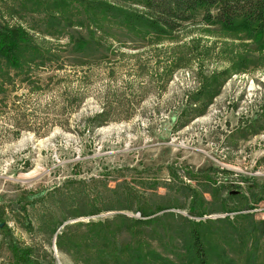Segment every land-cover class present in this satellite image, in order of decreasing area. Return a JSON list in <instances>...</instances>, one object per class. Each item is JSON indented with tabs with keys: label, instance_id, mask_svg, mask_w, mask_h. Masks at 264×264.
<instances>
[{
	"label": "rangeland",
	"instance_id": "1",
	"mask_svg": "<svg viewBox=\"0 0 264 264\" xmlns=\"http://www.w3.org/2000/svg\"><path fill=\"white\" fill-rule=\"evenodd\" d=\"M65 1L69 11L81 18L82 27L64 21L63 28L48 25L42 13L32 11L28 0H0V21L19 24L35 36L63 34L58 38L63 43L67 34L77 37L93 32L101 42L82 55L64 59L68 66L61 70H32V76L39 78L38 89L18 84L0 102V207L12 237L19 244L40 246L39 254L44 250L55 264H73L56 249L53 255L52 237L45 227L40 229L48 219L41 217L44 208L39 202L27 207L32 230L21 227L19 218L12 215L18 198L42 194L49 199L53 188H59L53 195L56 201L58 194L105 197L111 193L104 187L118 186L132 189L143 201L169 205V212L189 217L188 199L180 189L187 184L200 190L202 210H217L202 219H221L210 228L220 233L217 246L223 250V261L206 257L207 264H264V203L228 214L229 219L252 215L238 217L232 226L223 221L226 214L219 210L221 204L228 209L245 206L241 199L237 201L248 189L241 177L264 184V33L252 39L240 28L226 31L198 21L161 36L153 32L134 36L113 22L95 31L82 12V4L92 0ZM101 1L122 11L133 9L128 0ZM235 55L245 60L238 72L232 71ZM73 64H81L74 74L69 67ZM168 66L175 70L166 81L163 75ZM220 71L226 73L218 94L201 116H187L189 121L180 127L185 117L178 121L181 110L200 79ZM64 82L71 90L69 99L75 93L82 98L70 113L59 110ZM11 100L20 102L21 112ZM101 111L106 122L88 131L86 124ZM200 172L202 176L209 173V184ZM186 173L206 187L198 188ZM100 211L97 217L101 218L115 213L138 217L134 211ZM243 228L253 230L254 238L242 234ZM47 254L41 257L47 260ZM6 258L0 245V264Z\"/></svg>",
	"mask_w": 264,
	"mask_h": 264
},
{
	"label": "trees",
	"instance_id": "2",
	"mask_svg": "<svg viewBox=\"0 0 264 264\" xmlns=\"http://www.w3.org/2000/svg\"><path fill=\"white\" fill-rule=\"evenodd\" d=\"M28 1L32 11L42 13L48 25L65 27L62 25L63 21L68 24L73 23L72 26L77 27H82L84 24L78 14H74L76 12L69 11L68 1ZM128 1L133 7L129 11H122L113 4L101 0H92L82 4V12L89 18L88 21L95 31L102 30L105 24L113 22L134 36L152 32L161 36L164 33L180 31L182 27L195 21L204 27L219 26L226 31L233 29L234 32L236 28H240L252 39H257L264 33V0ZM195 14L198 15V20H194ZM48 35L35 36L19 24L0 21V102H4L6 94L13 92L18 84H26L29 89L35 85V89H38L36 82H39V78L32 76V70L47 68L61 70L68 66L65 60L69 56L82 55L91 45H101V42L94 38L93 32L77 37L67 34L63 43L58 39L63 34L58 38L51 33ZM233 60L232 71L243 70L244 56H237ZM80 66L81 64L69 65L73 69V74L75 68ZM174 70V67H166L163 75L167 76L166 81ZM225 73V71L213 72L200 79L197 90L190 94L187 106L181 110L178 121L183 116L186 118H182L184 120L179 124L180 127L189 121L187 116L194 119L204 113L211 100L218 94L221 78ZM62 87L61 94L64 98L59 110L70 113L78 108L82 98L75 93L69 99L71 90L68 91L66 83ZM11 104L13 107L18 105L17 110L21 112L20 102L11 100ZM104 115L103 111L94 114L86 124L87 130L92 131L103 125L106 122ZM253 132L257 131L253 130ZM35 135L40 134L35 133ZM218 171L226 173L224 170ZM199 174L202 176V172ZM185 175L188 180H195L198 188L206 187L199 181L200 179L187 173ZM202 178L205 183H210L208 172ZM241 181L248 186L246 195L231 196V198L238 197L237 201L241 199L245 206L242 209H228L226 205L221 204L219 208L221 213L226 214L223 221L229 226H232L233 220L238 217L251 218L252 215L236 214L229 219L228 214L241 210L249 211L254 205L264 203V184L255 182L252 177H241ZM64 184L63 182L62 185ZM53 189L49 199L42 198V194L36 196L26 194L18 198L13 203L15 210L12 215L19 218L17 221L21 227L31 231L33 227L27 217V207L33 208L39 202L44 208L41 217L48 219L40 229L43 230L45 227L51 237L55 236V249L58 253L67 255L73 264H207L206 257L212 256L215 260L223 261V250L217 246L220 233L210 228L214 222H219L221 219H202L206 215L217 213V210H207L209 212L202 210L200 205L203 200L200 190L196 191L187 184H182L180 189L184 199H188L186 211L189 217L169 212V205H156L143 201L128 188L119 190L118 186L110 189L104 187L105 191L111 193L110 196L105 197L99 194L84 197L81 194L73 196L58 194L57 201L53 199V195L59 188ZM99 205L102 208H99ZM100 210L134 211L138 217L115 213L101 218L97 217L102 212ZM83 217L86 219L68 222ZM64 222L68 223L62 225ZM0 224H3L0 227V245H3L7 253L5 264H55L52 256L44 250L41 253L45 256L47 254V260L41 257L40 246L33 243L19 244L12 237L6 227L1 207ZM232 230L235 231V228L233 227ZM242 234L254 238L253 230L243 228ZM153 242L159 245L151 246Z\"/></svg>",
	"mask_w": 264,
	"mask_h": 264
},
{
	"label": "water",
	"instance_id": "3",
	"mask_svg": "<svg viewBox=\"0 0 264 264\" xmlns=\"http://www.w3.org/2000/svg\"><path fill=\"white\" fill-rule=\"evenodd\" d=\"M80 219H76V220H72V221H68V222H74V221H79ZM68 222H64L62 225L68 223ZM3 224H0V227L2 226ZM54 237H52V241H51V249H52V252H53V255L55 253V246H54Z\"/></svg>",
	"mask_w": 264,
	"mask_h": 264
}]
</instances>
